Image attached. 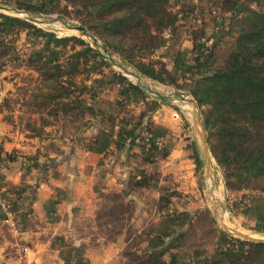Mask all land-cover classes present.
Returning <instances> with one entry per match:
<instances>
[{"label":"trees","instance_id":"16d2710c","mask_svg":"<svg viewBox=\"0 0 264 264\" xmlns=\"http://www.w3.org/2000/svg\"><path fill=\"white\" fill-rule=\"evenodd\" d=\"M39 1H19L16 5L34 14L51 13L47 8L48 0ZM227 2L230 4L231 18L237 19L239 26L235 31L233 49L218 64L215 53L217 43L214 42L215 38L219 42L217 34L208 37L207 26L203 25L197 31L199 35L193 37L195 57L190 67L193 76H183V79L188 80L186 88L201 109L207 141L226 185L239 190L246 182L264 179V11L240 5L239 0ZM169 3L170 0H103L94 3V10L101 16L115 14L112 19L98 23L105 32V47L111 46L141 76L181 89L182 86L178 85L179 75L169 70L163 59L153 58L166 46L164 33L170 29L172 36L181 27V16L169 10ZM23 32L33 39V47L22 63L36 72L35 85L33 88L19 89L20 97L13 101L5 99L4 107L11 113L14 112L13 104L26 106L30 112L26 129L32 131L34 136H42L44 127L39 129L35 126L32 114L39 115L37 120L41 126L50 124L45 116L56 119L72 116L78 119L85 114L96 116L94 102L99 96L96 85H117L121 96L129 98L135 95L138 100H143L148 108V112L140 114L143 120L149 117V112L156 111L159 102L148 101L147 94L122 73L112 71L106 75L104 69L111 63L84 39L60 37L23 18L1 12L0 75L9 63L21 59L22 55L15 44ZM232 32L228 31L230 34ZM112 36L113 42L110 41ZM210 38L213 39L212 45H206ZM179 57L177 51L172 60H179ZM100 74L101 77L94 78ZM8 116L7 121L14 123ZM125 126L119 128L118 141L114 142L120 149L127 143L133 146L140 136L137 132L139 125L130 130ZM151 127L149 119L146 130H143L152 138H141L147 142V162H151L149 154L159 150L153 138L157 137V133L154 134ZM99 149L107 151L109 148L104 144ZM191 150L197 170L202 171L204 163L194 144ZM135 186L147 188L149 185L143 179ZM211 220L215 222L213 217ZM216 233L217 248L211 255L202 257L198 252L188 262H182L181 253H170L174 248L171 245L164 250L153 251L140 264H264V242L231 239L221 230ZM184 237L182 232L177 240ZM167 252L170 255L169 263L163 260Z\"/></svg>","mask_w":264,"mask_h":264},{"label":"rangeland","instance_id":"374dc122","mask_svg":"<svg viewBox=\"0 0 264 264\" xmlns=\"http://www.w3.org/2000/svg\"><path fill=\"white\" fill-rule=\"evenodd\" d=\"M7 1L9 3L0 0L1 3L13 7H17L16 2L19 1L40 3L39 0ZM100 1L103 0H48L47 8L51 13L35 15L61 17L85 26L89 32L97 38L99 44L107 49L118 62L136 71L132 66L126 64L121 56L113 51L111 46H108V48L105 47V32L103 26H99L98 23L101 20L106 21L112 19L115 14L101 16L97 10H94V3ZM239 1L240 5H246L255 10L264 11V0ZM229 7L230 4L227 0H170L168 8L170 11L176 12L181 16V27L177 32L175 31L176 33L173 32L172 36H170V29L164 33L167 39L166 46L161 48L157 54L153 55V58L163 59V61L167 63L168 69L179 75L178 85L182 86V88L178 89L174 85L160 84L141 76L142 83L165 95H170L175 92L194 99L186 88L189 83L188 80L183 79V76H193L190 71V67L194 64L195 57V53L190 52L191 45H194L193 37L199 35L197 31H199L205 23L208 24L210 35L213 36L217 34L216 37L219 40V42H217L215 38L214 42L217 43L215 50L217 63L221 64L233 49L236 38L235 31L239 29L238 24H236L237 19L231 18L232 13L229 11ZM37 26L53 32L60 37L76 36L82 38L92 47L89 39L81 36L76 31L66 29L61 24H37ZM229 30H233L232 34L228 33ZM186 40L189 42L188 45ZM110 41L113 42V36L110 38ZM205 43L206 45L207 43L208 45H212L213 39L210 38V40ZM200 44L204 45L203 43ZM15 45L22 55L21 59L9 63L0 75L2 81H6V85H8L10 90L6 99L9 98L12 99V101L20 97L21 92H19V89L23 87L33 88L35 85L34 81L37 77L35 71L30 70L22 63V60H25L26 55L33 47V39L29 38V36L23 32L18 37ZM177 51L180 53V57L176 62L172 59ZM112 71L122 73L131 82L134 84L137 83L136 78L124 74L120 68L113 64H110L109 67L104 69L106 75H110ZM32 77L34 78L32 79ZM98 77H101V74L94 76V78ZM96 87L99 90V96L94 102V107L97 111L96 116L85 114L78 119L73 116L67 119L48 118L45 116V118L50 121V124L41 126V122L37 120L39 115L32 114L31 116L33 117L32 119L35 120V126L39 129L44 127L42 136H34L32 131L26 129V123L29 119L30 112L27 111V107L22 106L21 103L13 104L14 112H9L8 117L10 121L14 122L10 123L17 132L25 135L29 139L30 136L33 137L34 140L32 142L29 141V146H39L40 148L38 151L42 153L47 151L52 152L57 155V157L61 156L63 146L67 148L64 153H67L73 145L80 144L81 142L84 143L85 139H87L85 144L88 143V140L97 136L100 130H103V133L106 132L104 130L111 131L112 136L110 141H113V143H110V145H108L109 149L105 151L109 156L107 159L108 161L103 165V173L106 177H109L107 174H114L115 176L120 175L124 181L129 180V183L122 193L117 192L116 187L113 186L112 183L108 185V187H104L105 191H101V193L106 194V197H109L107 200H103L101 206L102 211H104V213H109L110 216V219H106L105 222L111 221L112 225H114L112 226L114 234L116 230H119L118 224L120 223L118 217L125 212L138 210L137 207L131 204V200L124 201V198L127 197L132 196L136 198L137 201L140 202L138 208L145 210L141 220L144 226L142 234L143 240L133 241V244H130L131 248L125 250L128 261H130L129 264H140L146 260L147 255H150L153 251L164 250L171 245H174V248H171L170 253H181V255H183L182 262H188L191 257L195 256L198 252L201 253L200 255H202V257L213 254L218 243L216 232L218 230L224 231L219 223L217 212L211 203V200L213 199L214 201V198H217V201L221 204L225 216V223L229 227L238 231H244L243 233H264V179L246 182L241 185V189L239 190L229 188L225 183V178L220 167L213 158L216 187L214 198H211L209 192L210 178L206 172L205 166L202 171L196 170L195 177L197 186L194 193L186 191L185 188L181 187L182 182H178L177 178L174 177L177 175L176 172L169 173L167 168L163 170L165 172L162 171L166 149H164L163 141L161 142L159 140L161 138L156 139V136H153L159 150L149 154L151 162L145 160L147 156L146 153L149 151L147 142H143L141 138L146 136L152 138V135L146 134L143 129L145 128L146 130L147 122L150 119L152 125L151 129L154 134L157 133L155 130L158 125L153 121V115L157 112L160 105L167 106L171 104L179 108L183 107L181 109H184V114L188 119L192 120L191 106L178 101L169 104L162 101L160 102L156 100L153 95L144 91L148 96V101H158L159 103L156 111L149 112V117H145L143 120L140 118V114L142 112H148L147 105L143 100H138L135 95L129 98L121 96L119 94L120 88L117 85L113 86V84H111L106 87L96 85ZM89 102L93 104L90 99ZM198 109L203 120L201 109ZM36 121L38 122L36 123ZM113 123L117 125L114 136ZM124 124L129 130L136 127V124L139 125V130H137V132L140 136L134 142L133 146L127 143L123 149H120L114 142L116 143L118 141L117 133L119 128ZM143 179L147 180L149 186L147 188L136 187V182ZM107 189L108 191H106ZM212 217L215 220L214 223L211 220ZM214 229H217V231ZM182 232L185 237L182 240H177ZM227 236L234 239L228 234ZM260 238L264 239L263 236ZM147 244L151 250L148 253H144V248ZM134 248H141L142 250L138 253L136 250H132ZM163 260L165 263H169V252L163 256Z\"/></svg>","mask_w":264,"mask_h":264},{"label":"crops","instance_id":"0c3cea01","mask_svg":"<svg viewBox=\"0 0 264 264\" xmlns=\"http://www.w3.org/2000/svg\"><path fill=\"white\" fill-rule=\"evenodd\" d=\"M9 91L0 78V177L3 198L13 202L10 216L0 208V264H129L125 250L133 241L143 240L145 210L130 195L124 201L131 200L138 210L119 216V230L114 234V225L105 222L110 216L101 206L109 197L101 191L112 183L122 193L129 183L120 175L103 173L109 155L99 147L113 143L111 131L100 130L88 143L85 139L67 153L63 146L58 157L42 153L39 146H29L33 137L20 134L7 121L4 101ZM169 105H160L153 115L156 139L161 138L166 149L162 171L176 172L180 186L194 193L197 167L191 145L198 150L196 131L183 107ZM116 129L113 123V136ZM132 250L140 253L142 249ZM144 250H151L148 244Z\"/></svg>","mask_w":264,"mask_h":264},{"label":"water","instance_id":"95a60500","mask_svg":"<svg viewBox=\"0 0 264 264\" xmlns=\"http://www.w3.org/2000/svg\"><path fill=\"white\" fill-rule=\"evenodd\" d=\"M0 12L5 14H13L12 16L23 18L35 25L37 24H61L66 29H69L71 31H76L81 36L87 38L90 40V43L92 44V47H94L106 60H108L111 64L114 66L120 68L124 74L131 75L137 79L136 85L140 87L143 91L146 93H150L153 95V97L162 102L166 103H174L175 101L187 104L191 106V119L193 127L196 131V141L199 153L201 155L202 161L205 165L206 172L210 178V188L209 192L211 195V198H214L215 193V187H216V180L215 175L213 171V156L210 151V147L207 141V132L205 129L204 121L201 118L199 107L197 102L192 99L185 97L184 95L180 93H171L170 95L162 94L158 91L153 90L151 87L145 85L142 83V77L139 73L136 71L131 70L128 68L125 64L118 62L111 53L107 51L101 44H99L97 38L89 32V30L74 21L64 19L61 17H54V16H44V15H35L34 13H31L27 10L20 9L18 7L8 6L0 2ZM211 203L217 212V217L219 220L220 225L223 227L224 231L234 239H238L241 241H247V242H253V243H261L264 242V239H261L260 237H264V233L255 232V233H243L244 231H238L235 229H232L225 223V216L224 212L222 210L221 204L219 201H217V198H214L211 200Z\"/></svg>","mask_w":264,"mask_h":264},{"label":"built area","instance_id":"2783aa9c","mask_svg":"<svg viewBox=\"0 0 264 264\" xmlns=\"http://www.w3.org/2000/svg\"><path fill=\"white\" fill-rule=\"evenodd\" d=\"M3 188H4V184H3V181L0 177V208H1L3 213L10 216L11 210L13 208V202L3 198V196H2L3 195V193H2ZM7 221H10V220L7 219ZM25 252H27V249H25Z\"/></svg>","mask_w":264,"mask_h":264},{"label":"bare ground","instance_id":"6f19581e","mask_svg":"<svg viewBox=\"0 0 264 264\" xmlns=\"http://www.w3.org/2000/svg\"><path fill=\"white\" fill-rule=\"evenodd\" d=\"M135 78V77H134Z\"/></svg>","mask_w":264,"mask_h":264}]
</instances>
